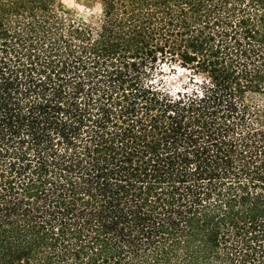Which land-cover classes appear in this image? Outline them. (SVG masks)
<instances>
[{
	"label": "trees",
	"instance_id": "trees-1",
	"mask_svg": "<svg viewBox=\"0 0 264 264\" xmlns=\"http://www.w3.org/2000/svg\"><path fill=\"white\" fill-rule=\"evenodd\" d=\"M98 1L0 0V264H264V0Z\"/></svg>",
	"mask_w": 264,
	"mask_h": 264
},
{
	"label": "rangeland",
	"instance_id": "rangeland-1",
	"mask_svg": "<svg viewBox=\"0 0 264 264\" xmlns=\"http://www.w3.org/2000/svg\"><path fill=\"white\" fill-rule=\"evenodd\" d=\"M56 5L61 13L67 18L75 21H83L93 26H98L103 17L102 5L98 0H56ZM162 82L164 89L169 94H175L177 91L195 89L194 81L198 77H194L193 82L189 81L192 73L180 69L176 65L174 70L170 71L167 67H163ZM260 117L264 121V104L260 105Z\"/></svg>",
	"mask_w": 264,
	"mask_h": 264
}]
</instances>
